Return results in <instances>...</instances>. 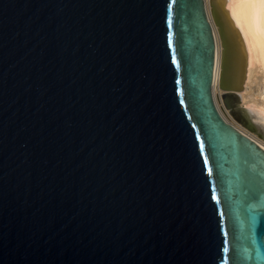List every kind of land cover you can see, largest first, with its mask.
I'll return each mask as SVG.
<instances>
[{
	"label": "water",
	"instance_id": "1",
	"mask_svg": "<svg viewBox=\"0 0 264 264\" xmlns=\"http://www.w3.org/2000/svg\"><path fill=\"white\" fill-rule=\"evenodd\" d=\"M215 30L253 128L221 2L0 0V264H264V148L217 106Z\"/></svg>",
	"mask_w": 264,
	"mask_h": 264
},
{
	"label": "bare ground",
	"instance_id": "2",
	"mask_svg": "<svg viewBox=\"0 0 264 264\" xmlns=\"http://www.w3.org/2000/svg\"><path fill=\"white\" fill-rule=\"evenodd\" d=\"M205 0L210 11L211 2ZM222 3L226 17L239 41L241 55L238 57L237 71L241 88L235 91L238 101L246 112L257 121V127L264 132V0H217ZM217 62L213 92L222 116L239 130L254 139L264 148L263 140L237 123L224 105L219 88L221 69V40L215 30ZM239 106V105H238ZM256 123V122H255Z\"/></svg>",
	"mask_w": 264,
	"mask_h": 264
},
{
	"label": "rangeland",
	"instance_id": "3",
	"mask_svg": "<svg viewBox=\"0 0 264 264\" xmlns=\"http://www.w3.org/2000/svg\"><path fill=\"white\" fill-rule=\"evenodd\" d=\"M233 103L239 105L238 107L240 108L239 109V115H241V117H244L247 122H249L253 128H249L247 125L243 124L238 118H236L229 110L230 112V115L232 116V118L237 122L239 123L242 127H244L245 129H247L248 131H250L251 133H253L257 138H259L260 140H263L264 142V132L261 131L258 127H257V121L251 117L245 110V108L242 107V105L240 104V102L238 101V99H235L232 101ZM256 122V123H255Z\"/></svg>",
	"mask_w": 264,
	"mask_h": 264
},
{
	"label": "snow or ice",
	"instance_id": "4",
	"mask_svg": "<svg viewBox=\"0 0 264 264\" xmlns=\"http://www.w3.org/2000/svg\"><path fill=\"white\" fill-rule=\"evenodd\" d=\"M201 148H203V144H201ZM205 162H207V157H206V156H205ZM211 171H212V170L209 168V169H208L209 174H211ZM252 195L254 196L255 193H252ZM212 198H213V199H218L217 197H215V195H213ZM234 259H236V260L239 259L238 254H237L236 256H234Z\"/></svg>",
	"mask_w": 264,
	"mask_h": 264
}]
</instances>
